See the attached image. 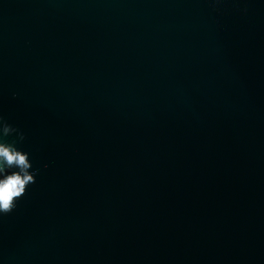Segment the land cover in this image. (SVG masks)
Returning <instances> with one entry per match:
<instances>
[{"label": "water", "instance_id": "1", "mask_svg": "<svg viewBox=\"0 0 264 264\" xmlns=\"http://www.w3.org/2000/svg\"><path fill=\"white\" fill-rule=\"evenodd\" d=\"M0 117V264H264V0H0Z\"/></svg>", "mask_w": 264, "mask_h": 264}, {"label": "clouds", "instance_id": "2", "mask_svg": "<svg viewBox=\"0 0 264 264\" xmlns=\"http://www.w3.org/2000/svg\"><path fill=\"white\" fill-rule=\"evenodd\" d=\"M10 132H17L20 141L24 135L0 117V215L10 213L29 184L35 182L37 168L32 167L29 153L17 147L15 141L4 139Z\"/></svg>", "mask_w": 264, "mask_h": 264}]
</instances>
